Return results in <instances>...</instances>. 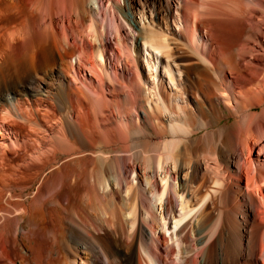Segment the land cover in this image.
<instances>
[{
    "label": "bare ground",
    "instance_id": "bare-ground-1",
    "mask_svg": "<svg viewBox=\"0 0 264 264\" xmlns=\"http://www.w3.org/2000/svg\"><path fill=\"white\" fill-rule=\"evenodd\" d=\"M178 1L0 0V264H264V147L243 161L222 124L233 100L252 153L264 80L231 61L247 89L235 95L231 80L228 96L198 89L216 88L218 76L207 50L196 54L202 65L174 56L165 33L209 47L196 24L165 22ZM73 26L93 31L98 51L72 41ZM112 39L103 73L97 58ZM94 209L105 215L99 228Z\"/></svg>",
    "mask_w": 264,
    "mask_h": 264
},
{
    "label": "rangeland",
    "instance_id": "rangeland-1",
    "mask_svg": "<svg viewBox=\"0 0 264 264\" xmlns=\"http://www.w3.org/2000/svg\"><path fill=\"white\" fill-rule=\"evenodd\" d=\"M190 1L187 5H184V4L180 5L179 4L180 2L178 1L179 5H177L176 7H178V6L180 7L179 8L180 12L178 14H176V13L173 14V16H171V18L168 17V14L166 11L163 12L162 15H164V20L167 17L165 22L169 18V23L170 22H171L170 24L173 23L171 26H174V20L173 19H176V22L178 24H180V25L186 24V28H187L188 22H190L191 24L194 23L198 26L200 33H203V34L205 33L204 38H205L206 43L208 42L209 47L207 45H205V42H201L200 44L199 43L196 44L193 40H191L190 35L187 32L185 33L186 37H181L182 35H180V34L178 35V33H176V32L174 33L175 36L173 35V33H171L172 36L169 33L168 34L165 33V35H168L167 37L170 40H172V41L174 40L173 43H172V41H170V42L172 44L173 49L174 50L176 49V51H177L176 53H174L175 51H173L174 56H176V57L183 58L184 56L183 55L181 56V54H183V53L186 55L189 54L190 57L195 62L197 60V62L202 65V63L199 62V60H198L199 58H197V57H199V55L197 56L196 54H198L197 53L198 51L201 52V50H203L202 52H204V51L206 52V50L208 51V52L204 53V56L206 54L207 58L206 57L205 58L206 59L209 58L207 61L210 60L208 68L211 70V73L213 72V74H216L215 75L216 78L218 76V78H217L218 80L212 78L213 80L217 81V83L215 82L217 89L211 83L208 84V83L203 81L204 84H202V82H201L202 80H201L200 81L201 83L199 81H197V83H196V84L199 83V86H197L194 82H192L194 91L196 92V90H197L196 86H197L198 89L201 88L202 90H204L208 94L210 93L209 95H211V96L215 95V94H213L214 91L216 92V94L221 92V94L225 93L226 96H228L229 92H230V88H229L230 84L228 83V80L232 81L231 82V88H233V91L235 89V92H234L235 95L239 94L240 89L241 90H244L245 88L247 89L248 85H251V84H248V85L244 84L243 85V83L239 82L240 79L238 77L237 72L234 71L235 69L231 70V68H228V67H231V66H228L231 61L234 62L232 67H234V68L237 67L238 69H242L241 71L243 73L248 72L246 70H250V68L252 70L256 69V68L259 69V70H257V69L256 70L259 72L261 71L260 72L261 76L258 74L257 77L260 76L261 80L263 81L264 80L263 79L264 78V74H263V72H264V0H256V4L254 3L253 6L252 5L250 6V7H252L251 9L249 6H247L248 5L247 3H244L243 5L241 4V6L233 5V3H235V2L232 0H229V2H227L228 0L227 1L226 0H220V1L219 0H190ZM230 1H232V2H230ZM242 6H244V8H249L248 9L250 12L249 14H251V15H249V14L244 15L240 11V9H238V8H241V10L244 11L242 9ZM233 8H235V9H233ZM179 14H182V15L180 16ZM186 21H187V23H186ZM162 24H163L162 25L163 29L161 28L162 29L161 31L164 30V25L166 23L163 22ZM253 25L255 26V29H253L254 31H252V29H250V27L252 28ZM73 27L70 29V32L72 35V41L73 40L74 41L80 40L81 38L84 37L83 39L86 38L85 42L91 41L92 44L94 45V49H92V51L93 50L95 52L98 51V48L102 44L100 43L96 34L93 33V31L89 30V28L85 29V31H84V29L81 27H76V26H73ZM250 30H251V32H249ZM238 36H239V39H236V38H238ZM231 37H236L235 38L236 43L234 41L233 42L231 41ZM76 38H78V39H76ZM203 46H207V47H203ZM87 48H89L87 50L90 51V47L88 45H87ZM115 48H117V45H116V42L112 39V42H109V45H107V50L104 49V53H103V55L105 57V60L103 61L104 63L101 62V60L99 58H97V64H100L99 69H98L99 71H102L104 73V70H106L109 67L107 62H106L107 57L110 54L112 55V50ZM178 48H180V49H178ZM181 49H183V50H181ZM180 50H181V52H179ZM184 50H185V52H184ZM178 54H180V55H178ZM231 64L232 63H230V65ZM109 69H110V71H113L112 67ZM219 69H221L222 71L219 72L218 71ZM223 72H224V74H223ZM111 73L112 74L110 75L111 76L110 78L114 80V76H115L114 71ZM176 74H177V76H179L178 72ZM82 75H83L82 79H86V77L88 75L90 76V71L88 69H86L84 66L82 68ZM129 76H130V74L127 75L125 79H127ZM182 76L183 77H180V78L178 77L180 82L185 81V79H184L185 74H183ZM219 76L221 77L220 79H219ZM117 80H115V82ZM191 80L194 81V79H192V78H191ZM106 81L111 86H112V84H114V82H111L112 80L109 81V79H107ZM206 85L209 87H206ZM210 85L212 88L210 87ZM245 85H247V86L243 87ZM254 86H256V85L254 84ZM254 86H252V87L255 88ZM181 88H182V90H179L181 92V93L179 92V94L181 96H184V91H183L184 89H183V87H181ZM209 88L211 90H208ZM209 91H211L213 93H211ZM107 93H108L107 98L110 100L112 98L111 94L109 92H107ZM225 94H223V95H225ZM260 98H261V96H260ZM224 104H227L228 106L229 105L230 106H229V109H226V108L223 109L224 117L222 118V124H225L228 127L229 132H235V134H237V136H236L237 140H238L237 144L239 146V147H237V149L242 154L244 153L243 154L244 155L243 161H245L250 156H251L250 159L256 160L259 151L264 147V126H260L261 128L258 129V125H257L256 126L257 129L254 128L255 130H252L253 133H255V131H257V135L260 133L262 137L256 141L255 140L252 141V146H253L252 153H250V154L245 153L244 146H243L244 143H242V142L244 141V138H245L244 135L246 134L245 133L246 131L244 132V129L246 127L241 125L239 122V120L241 121V117H240L241 109L235 110L233 100H231L230 103L223 102V105ZM248 111L249 112L253 111V112H256L259 114L260 113L264 114V103L263 104H255L254 107L251 109V111L250 110H248ZM117 123L116 124L118 125V127H120L119 129L121 131H123V129L121 128V125H119V122H117ZM254 127H255V125H254ZM229 145H230L229 143L226 144V146H229ZM64 157H65V155H62L60 157L61 160H64L65 159ZM263 160H264V156H263ZM245 173L243 175V184L244 185H246L247 180H248L247 175ZM127 177H128V182L131 183L133 181L134 175H133V173L131 174V172H128ZM38 186H39V182L36 183L35 185H33L32 188L29 191H26L25 193L30 192V191H32V192L35 191ZM93 189H94L93 192H91L92 190L90 191L91 194L92 193L93 194H102V192L98 191L97 188L94 187ZM82 194H85V192H83ZM101 199H102V201H101ZM99 200H100V203H102V204L107 203L106 202L107 199L104 198L103 196L101 198H99ZM78 208H79L80 212H83L84 207L81 204L78 205ZM125 209H127V208H124V206H123L122 211H124ZM94 210H92V216L96 217L95 218L96 226L99 228L98 225L102 224L101 220L103 219L102 217H105V215H102V213L99 209H97L95 211ZM98 210L100 212L99 214L96 213ZM126 211L128 212V210H125V212H123V213H125V215L124 214L121 215L122 221H123V223H125V225H126V220H128V218H129L128 217L129 215H127V214H129V212L126 213ZM125 216H127L128 218L127 217L125 218ZM107 217H108V219L110 218L109 215ZM98 221H101V222H98ZM97 222L99 224H97ZM112 222H113V220H112ZM69 260H70V258H69ZM67 261H68V259H67ZM67 261L63 260L61 262V264H65V262H66V264L67 263L69 264V262H67Z\"/></svg>",
    "mask_w": 264,
    "mask_h": 264
}]
</instances>
